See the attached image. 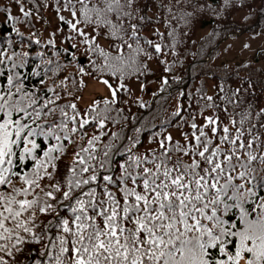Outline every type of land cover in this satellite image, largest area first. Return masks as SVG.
I'll use <instances>...</instances> for the list:
<instances>
[{"label":"snow or ice","instance_id":"1","mask_svg":"<svg viewBox=\"0 0 264 264\" xmlns=\"http://www.w3.org/2000/svg\"><path fill=\"white\" fill-rule=\"evenodd\" d=\"M0 9L12 25L0 44V264H264V100L251 84L221 81L196 112L178 105L158 130L121 106L126 81L145 91L151 62L171 72L161 57L179 55L182 27L222 14L216 0ZM53 23L42 43L36 25ZM168 87L165 75L159 91Z\"/></svg>","mask_w":264,"mask_h":264},{"label":"trees","instance_id":"2","mask_svg":"<svg viewBox=\"0 0 264 264\" xmlns=\"http://www.w3.org/2000/svg\"><path fill=\"white\" fill-rule=\"evenodd\" d=\"M212 2V0H209ZM9 0H0V6L8 4ZM223 0H216L218 12H222L220 16L204 14L201 17L198 27L194 31H190L188 27H182L181 43L177 46L178 56H173L168 53L166 57L171 64V72L164 73V65L154 61L155 68L149 65L150 72L146 77H141V81L145 84V91H140L142 97H137L133 90L130 96L122 97L128 99L127 105H121L126 109L125 114H128V109L132 114L146 117L148 120L157 124V129L162 121L168 120L171 113L174 112L178 105L182 106V115L187 116L189 112H196L197 105L203 103L200 99L203 95H212L216 92V85L221 81L225 83L226 90L229 87L238 86L243 81L245 88L251 84L250 91L255 92L257 100H264V50L259 51L254 59L244 61L227 60L225 56L230 49L234 50V42L241 35L258 36L264 31V0H232L233 6L221 9ZM13 13L16 9L13 6ZM44 15L49 18L54 13L48 9L44 11ZM247 17V19H245ZM11 21L4 18L3 11L0 9V44H5L10 35ZM21 31H24L25 36L28 35V28L20 26ZM55 28V24L49 28L50 33ZM37 35L41 38L42 43L49 36L44 30L42 24H37ZM164 31L163 28H161ZM184 33H188L187 36ZM15 38V34H11ZM59 43V40H58ZM167 51V50H166ZM195 53V55H193ZM224 53V55H222ZM83 63H87L84 57H81ZM74 69H69L73 71ZM67 74V73H66ZM167 75L169 78V87L165 92L156 91V96H143V93L148 92V86L153 82L159 84L160 79ZM173 77H179V80L173 81ZM127 82L131 87V83ZM139 87V86H138ZM71 89V83H69ZM198 89L200 91H198ZM184 95L180 96L179 93ZM137 98H142L149 107L139 108L136 103ZM251 98V97H249ZM210 114L206 112L205 115ZM113 115H115L113 113ZM153 117L155 119L153 120ZM199 122V118L197 120ZM173 127L167 130H175L176 120L172 121ZM138 126V125H137ZM121 125H108L110 131H119ZM127 134H132L131 129L125 130Z\"/></svg>","mask_w":264,"mask_h":264},{"label":"rangeland","instance_id":"3","mask_svg":"<svg viewBox=\"0 0 264 264\" xmlns=\"http://www.w3.org/2000/svg\"><path fill=\"white\" fill-rule=\"evenodd\" d=\"M52 17L53 16L50 15L49 19H51ZM50 34H51L50 30H47L46 35L49 36ZM244 44H248L249 47L244 48ZM261 50H264V31L256 37L255 36L253 37L250 34L248 35L243 34L240 36V38H238L234 42V50L230 49L228 51L229 53L225 56V58L227 60H232L236 62L254 59L256 54ZM222 55H224V53ZM150 66L152 68H155L154 62H151ZM130 85L133 90L134 97L135 95L137 97L139 96L142 97L141 92L139 91V87H138L139 84L137 82H133ZM158 89H159V84L157 82H153L152 84L148 86V92L143 93V96L151 97L152 93L158 91ZM100 91L103 92L102 87L100 88ZM83 94L86 100L91 96L90 91H85ZM82 106L83 105H81V107ZM170 132H172L174 136L176 135L175 130H171Z\"/></svg>","mask_w":264,"mask_h":264}]
</instances>
